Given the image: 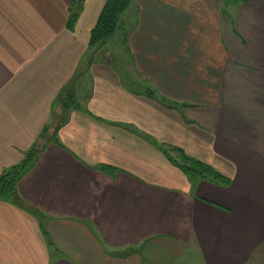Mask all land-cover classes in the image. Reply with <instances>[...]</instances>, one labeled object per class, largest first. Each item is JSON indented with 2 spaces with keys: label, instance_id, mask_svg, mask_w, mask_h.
Wrapping results in <instances>:
<instances>
[{
  "label": "crops",
  "instance_id": "1",
  "mask_svg": "<svg viewBox=\"0 0 264 264\" xmlns=\"http://www.w3.org/2000/svg\"><path fill=\"white\" fill-rule=\"evenodd\" d=\"M105 1L70 29L73 0H0V177L62 117L0 199V264H260L264 0H133L126 55L110 38L82 66Z\"/></svg>",
  "mask_w": 264,
  "mask_h": 264
},
{
  "label": "trees",
  "instance_id": "2",
  "mask_svg": "<svg viewBox=\"0 0 264 264\" xmlns=\"http://www.w3.org/2000/svg\"><path fill=\"white\" fill-rule=\"evenodd\" d=\"M74 2L76 0H73ZM133 0H106L99 14L97 22L90 31L89 44L91 49L96 50L106 45L107 41L112 38L119 29H122L123 14L130 7ZM80 10L82 7L80 6ZM73 11V10H72ZM71 11L69 16L68 27L72 29L78 17V12ZM92 50V51H93ZM66 91H63V93ZM62 93V94H63ZM67 95V92H66ZM64 97V96H63ZM62 101V100H61ZM59 117L52 121H58ZM47 125L41 136L48 135L50 126ZM52 134V133H51ZM40 150L31 149L28 156L18 166L5 171L0 177V199L15 200L18 198L17 184L20 179L34 166L38 159ZM182 169L192 178L198 180H207L217 185H229L231 179L225 175L215 165L190 156L185 152L181 153V158L178 159ZM12 169L16 172L12 173Z\"/></svg>",
  "mask_w": 264,
  "mask_h": 264
},
{
  "label": "rangeland",
  "instance_id": "3",
  "mask_svg": "<svg viewBox=\"0 0 264 264\" xmlns=\"http://www.w3.org/2000/svg\"><path fill=\"white\" fill-rule=\"evenodd\" d=\"M86 0H76L73 4H72V6H73V11H77V10H80V6L82 7V4H84V2H85ZM232 1H234V0H232ZM228 3H229V0H224V2H223V10L226 12V10H227V8H228ZM234 9V5L232 4L231 5V7H230V11L231 10H233ZM117 36V35H116ZM116 36H113L112 38H111V40H110V43H109V45H111V50L113 51V52H115L116 53V60L118 61V60H120L122 57H124V55H126L125 54V52L123 51V49H121V46H120V44L118 43V39L116 38ZM119 39H120V35H119ZM103 49H106V47L105 48H103ZM93 49H90V51H88L85 55H84V57H83V59H82V66H84L85 64H86V62H88L89 60H91L92 59V57H95V52H93L92 51ZM104 55V54H103ZM102 55V56H103ZM109 56V55H108ZM67 90H69V89H67ZM64 96V97H63ZM70 96H71V98L73 97V92H71V91H69L68 93H67V95H66V92H64L61 96H60V100H62L63 102H62V105L63 106H61V108L63 107V109H67L68 107H69V105H70V103H72L73 101L71 100V99H69L70 98ZM58 117H60V116H58ZM60 118H62V117H60ZM50 134H51V131L49 132V134L48 135H44L43 136V138H42V140L40 139V141L35 145V147H34V149L35 150H40L41 149V147L43 146V144L42 143H46V141H48V139H50L49 137H50ZM15 170L14 169H12V173L13 174H15ZM210 182V181H209ZM210 183H213V182H210ZM263 257H264V255H263ZM260 264H264V260H261L260 261Z\"/></svg>",
  "mask_w": 264,
  "mask_h": 264
}]
</instances>
